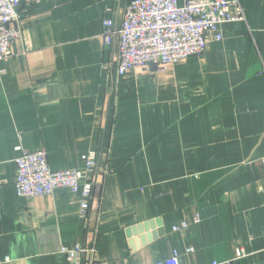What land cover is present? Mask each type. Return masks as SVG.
<instances>
[{
  "label": "crops",
  "instance_id": "1",
  "mask_svg": "<svg viewBox=\"0 0 264 264\" xmlns=\"http://www.w3.org/2000/svg\"><path fill=\"white\" fill-rule=\"evenodd\" d=\"M127 1L18 7L22 37L0 61V264H63L77 243L102 264L173 249L179 264H226L240 248L233 264H264V0H240L245 21L207 31L202 54L117 76L102 23ZM17 146L44 149L53 170L95 153L86 214L66 189L18 196Z\"/></svg>",
  "mask_w": 264,
  "mask_h": 264
},
{
  "label": "built area",
  "instance_id": "2",
  "mask_svg": "<svg viewBox=\"0 0 264 264\" xmlns=\"http://www.w3.org/2000/svg\"><path fill=\"white\" fill-rule=\"evenodd\" d=\"M29 0H0V61L11 56V45L22 37L18 23V7ZM245 11L240 0H129L123 7L120 21L112 17L102 23L104 46H117L116 75L122 76L135 67L154 66L164 71L186 57L200 55L206 49L204 34L211 31L220 40V27L224 22L245 21ZM20 154L15 158L14 187L18 196L35 197L51 194L56 189H66L80 196V215H85L97 183V158L89 153L84 165L78 169L53 170L44 149L30 151L17 146ZM194 222L199 218L194 217ZM186 223L173 230L186 228ZM192 247L185 253L193 252ZM59 253L63 264H84L83 256L89 254L87 264H102L93 258L94 249L77 243L69 248L62 246ZM180 252L150 264H179ZM246 255L239 251L226 264ZM6 257L4 261H8ZM219 264V263H215Z\"/></svg>",
  "mask_w": 264,
  "mask_h": 264
}]
</instances>
